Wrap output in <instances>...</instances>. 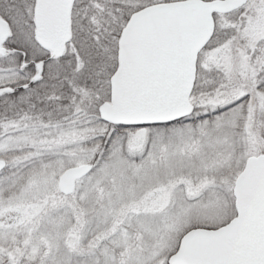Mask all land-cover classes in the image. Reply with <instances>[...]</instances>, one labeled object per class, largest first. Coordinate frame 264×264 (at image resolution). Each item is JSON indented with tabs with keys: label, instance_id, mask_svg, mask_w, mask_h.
<instances>
[{
	"label": "snow or ice",
	"instance_id": "6c2138e0",
	"mask_svg": "<svg viewBox=\"0 0 264 264\" xmlns=\"http://www.w3.org/2000/svg\"><path fill=\"white\" fill-rule=\"evenodd\" d=\"M0 264H264V0H0Z\"/></svg>",
	"mask_w": 264,
	"mask_h": 264
}]
</instances>
